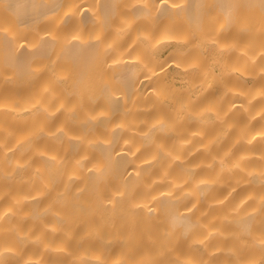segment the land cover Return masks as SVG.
<instances>
[{
	"label": "bare ground",
	"instance_id": "1",
	"mask_svg": "<svg viewBox=\"0 0 264 264\" xmlns=\"http://www.w3.org/2000/svg\"><path fill=\"white\" fill-rule=\"evenodd\" d=\"M0 264H264V0H0Z\"/></svg>",
	"mask_w": 264,
	"mask_h": 264
}]
</instances>
